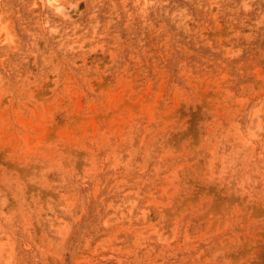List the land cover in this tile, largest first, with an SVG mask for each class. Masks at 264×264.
Wrapping results in <instances>:
<instances>
[{
    "label": "rangeland",
    "instance_id": "1",
    "mask_svg": "<svg viewBox=\"0 0 264 264\" xmlns=\"http://www.w3.org/2000/svg\"><path fill=\"white\" fill-rule=\"evenodd\" d=\"M0 264H264V0H0Z\"/></svg>",
    "mask_w": 264,
    "mask_h": 264
},
{
    "label": "bare ground",
    "instance_id": "2",
    "mask_svg": "<svg viewBox=\"0 0 264 264\" xmlns=\"http://www.w3.org/2000/svg\"><path fill=\"white\" fill-rule=\"evenodd\" d=\"M48 1H50L51 2V0H48ZM53 2V1H52Z\"/></svg>",
    "mask_w": 264,
    "mask_h": 264
}]
</instances>
